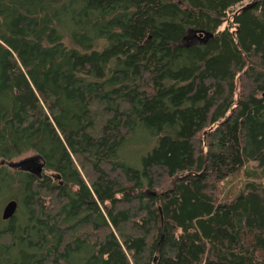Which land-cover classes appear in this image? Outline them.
I'll use <instances>...</instances> for the list:
<instances>
[{
    "label": "trees",
    "instance_id": "1",
    "mask_svg": "<svg viewBox=\"0 0 264 264\" xmlns=\"http://www.w3.org/2000/svg\"><path fill=\"white\" fill-rule=\"evenodd\" d=\"M28 152L58 178L0 166V264H264V188L222 197L264 178V0H0V161Z\"/></svg>",
    "mask_w": 264,
    "mask_h": 264
},
{
    "label": "rangeland",
    "instance_id": "2",
    "mask_svg": "<svg viewBox=\"0 0 264 264\" xmlns=\"http://www.w3.org/2000/svg\"><path fill=\"white\" fill-rule=\"evenodd\" d=\"M225 23L224 25H226ZM191 36V37H190ZM204 39L203 36H197V35H188V41L193 42H202ZM67 40V38H65ZM152 138H149L147 135L143 134L142 132L136 131L135 133H130L126 137V140L121 145V147L118 150V158L120 161L131 165L135 168L140 167V160L141 155L146 153L150 147L152 146ZM31 153H24L18 158H15L14 160L17 161L19 159H22L24 157H28ZM260 166L256 163H251L249 166H245L243 169H241L235 176H233L231 179L224 182L223 190H222V197L225 192H229L227 194L228 198H232L234 194L239 192V190H243L242 188L247 186L249 183H254L259 186V188H264V178L262 176L256 175V178H248L245 177L246 170H250L252 172H257L260 170ZM12 172V171H11ZM50 172H46V175H49ZM225 181V180H224ZM168 183L165 184L164 187H166ZM162 186V185H161ZM160 186L157 187V191L159 190ZM9 198L8 194L2 193L0 194V214L2 211V208L6 202V200ZM17 214L19 217H24L25 211L22 207H19ZM16 215V214H15ZM4 222L0 220V226H3Z\"/></svg>",
    "mask_w": 264,
    "mask_h": 264
},
{
    "label": "water",
    "instance_id": "3",
    "mask_svg": "<svg viewBox=\"0 0 264 264\" xmlns=\"http://www.w3.org/2000/svg\"><path fill=\"white\" fill-rule=\"evenodd\" d=\"M38 160H39V156L34 155V156H30L29 158L18 160L16 162H12V163L10 162L8 163V166L12 168H18L23 171H31L34 174H39L42 165L37 164ZM32 166L35 167L36 169L35 171L31 169ZM16 210H17V201L14 199L8 200L2 208L0 214L1 220L7 221L10 217L14 216Z\"/></svg>",
    "mask_w": 264,
    "mask_h": 264
},
{
    "label": "flooded vegetation",
    "instance_id": "4",
    "mask_svg": "<svg viewBox=\"0 0 264 264\" xmlns=\"http://www.w3.org/2000/svg\"><path fill=\"white\" fill-rule=\"evenodd\" d=\"M30 155H31V156H34V155L39 156V160L37 161V164L42 165V168H41L39 174H34V173H32L31 171H23V170H20V169H18V168H12V167H9V166H8V163H10V162H11V163H12V162H16L14 159H12V160H10V161H7V160H1V161H0V166H4V167L8 168V169L11 170L12 172H14V171H16V172H23V173H26V174L32 175V176L36 177L38 180H39V179H42L43 177H48L49 179L51 178L52 180H56V179L58 178L57 175H55V173L50 172L49 170L46 169V167H45V166H46V162H45L44 158H43L41 155H39V154H35V153H31ZM30 155H29L28 157H24V158H22V159L29 158ZM19 160H21V159H19ZM17 161H18V160H17ZM31 169H32L33 171L36 170L34 166H32ZM47 171L50 172L49 175H46V174H45ZM60 184H62V182H60ZM16 211H17V210H16ZM15 214H16V212H15ZM15 214H14V216H15Z\"/></svg>",
    "mask_w": 264,
    "mask_h": 264
},
{
    "label": "bare ground",
    "instance_id": "5",
    "mask_svg": "<svg viewBox=\"0 0 264 264\" xmlns=\"http://www.w3.org/2000/svg\"><path fill=\"white\" fill-rule=\"evenodd\" d=\"M31 156V155H30Z\"/></svg>",
    "mask_w": 264,
    "mask_h": 264
}]
</instances>
